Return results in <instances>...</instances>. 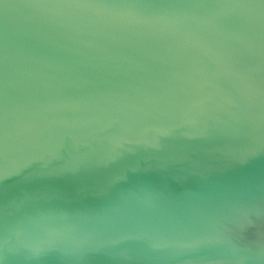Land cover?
I'll return each mask as SVG.
<instances>
[{
  "label": "water",
  "instance_id": "water-1",
  "mask_svg": "<svg viewBox=\"0 0 264 264\" xmlns=\"http://www.w3.org/2000/svg\"><path fill=\"white\" fill-rule=\"evenodd\" d=\"M0 264H264V0H0Z\"/></svg>",
  "mask_w": 264,
  "mask_h": 264
}]
</instances>
